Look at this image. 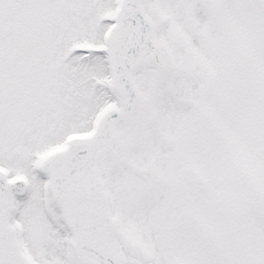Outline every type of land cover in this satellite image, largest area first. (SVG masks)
I'll list each match as a JSON object with an SVG mask.
<instances>
[{"label":"snow or ice","instance_id":"1","mask_svg":"<svg viewBox=\"0 0 264 264\" xmlns=\"http://www.w3.org/2000/svg\"><path fill=\"white\" fill-rule=\"evenodd\" d=\"M0 264H264V0H0Z\"/></svg>","mask_w":264,"mask_h":264}]
</instances>
